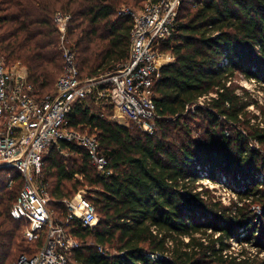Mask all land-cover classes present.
I'll list each match as a JSON object with an SVG mask.
<instances>
[{
	"label": "trees",
	"instance_id": "trees-1",
	"mask_svg": "<svg viewBox=\"0 0 264 264\" xmlns=\"http://www.w3.org/2000/svg\"><path fill=\"white\" fill-rule=\"evenodd\" d=\"M128 1L0 0V57L26 67L36 98L53 92L64 68L54 20L61 12L70 15L62 44L80 77L117 69L129 55L131 19L118 14ZM157 48L172 60L152 88L158 116L152 132L109 119L86 98L74 104L68 127L96 135L105 171L65 141L43 157L39 181L48 208L80 243L68 263L264 264L243 247L229 253L230 239L257 240L264 251V120L249 111L257 100L236 80L240 73L264 89V0H181ZM194 120L201 134L192 130ZM5 174L0 170V264H17L20 255L36 254L44 237L21 239L27 224L9 209L22 181L16 175L6 188ZM204 178L226 179L235 198L224 204ZM83 187L98 214L93 226L64 221V200Z\"/></svg>",
	"mask_w": 264,
	"mask_h": 264
},
{
	"label": "built area",
	"instance_id": "built-area-1",
	"mask_svg": "<svg viewBox=\"0 0 264 264\" xmlns=\"http://www.w3.org/2000/svg\"><path fill=\"white\" fill-rule=\"evenodd\" d=\"M180 1L136 0L133 6H122L118 14L131 19L128 58L117 69L88 79L80 77L73 52L62 44L70 15L57 12L54 20L64 68L53 92L40 99L33 95L27 74L8 68L0 57V170L6 171V188L14 185L16 175L22 181L9 215L26 222V240L44 237L36 254L20 255L17 264H69V251L80 245L62 223L53 219L45 186L39 181L44 155L60 141L85 149L97 171H105L106 159L96 135L68 127L67 118L76 102L90 98L102 111H108L109 119L123 124L132 121L146 132L153 131L158 116L152 88L161 66L172 59L159 53L157 47L171 33ZM201 183L205 184L203 180ZM231 195L230 199L235 198L234 193ZM219 199L224 202L223 197ZM64 204L68 209L66 223L78 220L87 227L97 222L94 205L81 190ZM229 242L232 244L233 239Z\"/></svg>",
	"mask_w": 264,
	"mask_h": 264
},
{
	"label": "rangeland",
	"instance_id": "rangeland-1",
	"mask_svg": "<svg viewBox=\"0 0 264 264\" xmlns=\"http://www.w3.org/2000/svg\"><path fill=\"white\" fill-rule=\"evenodd\" d=\"M136 2L134 0H130L128 1V3H125L124 6H133ZM123 6V5H122ZM67 47V46H66ZM63 57V56H62ZM3 60V59H2ZM165 61L164 59H161L160 62H163ZM167 61V60H166ZM6 66L8 68H16V71L20 74H24L26 75L27 74V71H26V67L23 66V65H20L18 63H13V64H10V63H6ZM236 80L238 81L239 85L245 89H247L250 94L252 95V97L257 100V104H252L250 106H248V109L249 111L252 112V114L254 113L255 115L259 116L260 119L264 120V89H262V86L263 84L255 81V80H247L243 75H241L240 73H236ZM57 80V79H56ZM92 104V103H91ZM201 122L200 121H191L189 122L192 130L195 132V134H201L202 132V128L199 126ZM229 130V129H228ZM251 146H254L256 147V143L254 141H251ZM202 181V180H201ZM263 181V179H262ZM203 182L205 184H203L204 186H207L209 189L212 190V193L216 196V197H219L222 199V197L224 198V204H229L230 202V198L232 197V190L230 187H228L226 185V183L228 184L227 180L226 179H221L220 182H219V185L215 184L214 182H212L211 180L207 179V178H204L203 179ZM224 185V186H222ZM201 187H199L200 189ZM20 190V189H19ZM83 193V195L85 197L87 196H90L92 195L88 189L86 187H83L80 189ZM79 190V191H80ZM74 197V196H73ZM72 197V198H73ZM71 199V198H70ZM52 208V207H51ZM252 209H254V213L258 216L261 214V211L259 210L260 208L258 206H252ZM66 210L68 212V209L66 207ZM259 217V216H258ZM65 221V220H64ZM25 229V228H24ZM24 229L23 228H20L19 230V234H20V237L22 240H24ZM258 234H256V237H257ZM243 236V239H246L247 238V235L243 234L241 235V237ZM257 242V240H253L251 243L249 242V240H244L242 243L239 241V240H234L233 239V242L230 245H231V251L229 252L230 254H233V255H237L241 249V247L245 248L247 250V252L249 254H252L253 255H257L258 256V262L259 261H264V251H259V246L257 247L255 245V243ZM258 248V249H257ZM18 258H16L17 260ZM17 262V261H16Z\"/></svg>",
	"mask_w": 264,
	"mask_h": 264
},
{
	"label": "crops",
	"instance_id": "crops-1",
	"mask_svg": "<svg viewBox=\"0 0 264 264\" xmlns=\"http://www.w3.org/2000/svg\"><path fill=\"white\" fill-rule=\"evenodd\" d=\"M171 60H172V59H171ZM171 60H170V61H171Z\"/></svg>",
	"mask_w": 264,
	"mask_h": 264
}]
</instances>
